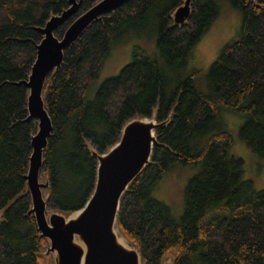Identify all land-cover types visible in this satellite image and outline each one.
Segmentation results:
<instances>
[{"label": "trees", "instance_id": "obj_1", "mask_svg": "<svg viewBox=\"0 0 264 264\" xmlns=\"http://www.w3.org/2000/svg\"><path fill=\"white\" fill-rule=\"evenodd\" d=\"M98 1L82 0L54 36L61 39ZM184 1L130 0L93 23L48 75L43 96L52 135L39 175L49 184L47 211L82 208L96 178L90 148L104 154L129 120L154 113L157 123L167 122L156 130L151 164L122 196L117 215L142 264H162L168 252L173 264H264V188L242 180L243 161L231 155L233 139L221 119L222 111L243 116L239 138L264 160V0H230L242 14L241 34L210 65L207 93L197 88L195 73L172 83L162 67L182 69L217 17V0H192L187 23L175 26L172 15ZM68 6L67 0H0V264L46 263L24 179L37 122L24 121L28 91L16 83L36 60L37 28ZM131 35L155 36L162 62L134 46L131 62L86 100L112 47ZM176 166L199 167L185 187L179 220L152 196Z\"/></svg>", "mask_w": 264, "mask_h": 264}, {"label": "water", "instance_id": "obj_2", "mask_svg": "<svg viewBox=\"0 0 264 264\" xmlns=\"http://www.w3.org/2000/svg\"><path fill=\"white\" fill-rule=\"evenodd\" d=\"M130 0H99L77 17L57 39L54 31L75 15L82 0H67L68 8L51 16L44 27L37 28L42 40L36 46V60L23 85L27 91V118L35 120L37 130L31 136L32 152L28 171L24 176L31 198L28 214L35 219L39 236L46 241V254L54 264H142L138 249L132 246L117 227V215L122 196L140 173L151 164L153 147L157 144L156 130L166 122L157 123L154 113L150 118L137 117L122 128L118 142L104 154H97L95 184L84 206L70 214L47 211V196L43 191L48 181L40 182L43 156L52 135V122L48 115L43 90L50 73L63 63L64 51L93 24L108 13L119 9ZM192 0H185L172 15L173 25L184 26L192 12Z\"/></svg>", "mask_w": 264, "mask_h": 264}, {"label": "rangeland", "instance_id": "obj_3", "mask_svg": "<svg viewBox=\"0 0 264 264\" xmlns=\"http://www.w3.org/2000/svg\"><path fill=\"white\" fill-rule=\"evenodd\" d=\"M218 14L216 19L203 33L200 40L193 47L185 66L173 71L164 67V73L168 80L175 77L185 79L195 73V84L197 88L207 93L209 91L206 75L210 65L218 58L221 51L227 45L239 39L241 34L242 14L231 4L230 0H217ZM155 36L137 37L129 36L124 41L112 47L108 57L104 60L102 68L96 80L91 84L86 100L93 99L96 90L106 79L118 75L120 70L132 60L134 46L141 47L147 54L159 58V52L155 44ZM161 58V56H160ZM159 58L160 62L161 59ZM221 119L224 129L232 136L233 144L230 149L232 156L242 159V180L252 182L256 191L264 188V160L258 158L239 138V129L244 122V117L230 111H222ZM199 167L176 166L171 172L164 175L152 191L154 199L165 204L172 217L179 220L184 209L185 187L188 181L197 173ZM44 183V179H40ZM43 196L46 193L43 191ZM76 201V200H75ZM70 202H73L71 200ZM48 246V244L46 243ZM46 246V247H47ZM46 248L43 253L46 263L54 264L52 256L47 255ZM175 254L168 252L162 259V264H173Z\"/></svg>", "mask_w": 264, "mask_h": 264}]
</instances>
